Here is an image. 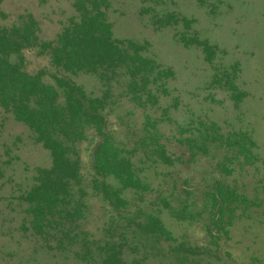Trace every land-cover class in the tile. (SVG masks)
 Listing matches in <instances>:
<instances>
[{
  "label": "rangeland",
  "instance_id": "374dc122",
  "mask_svg": "<svg viewBox=\"0 0 264 264\" xmlns=\"http://www.w3.org/2000/svg\"><path fill=\"white\" fill-rule=\"evenodd\" d=\"M74 1L2 0L0 25L33 21L38 38L51 40L77 14ZM102 5L114 38L124 45L135 41L158 68L170 69L150 81L151 96L140 101L125 94L122 69L107 98L109 127L120 143L129 142L122 144L123 152L150 186L143 196L123 191L130 204L116 220L98 196L86 195L87 217L80 227L64 219L69 228L64 241H56L55 215L35 232L22 196L35 183L37 169L50 167L52 158L27 126L0 106V264H105L104 252L112 249L119 264H264V0H105ZM23 56L25 69L44 68L41 78L55 85L52 73L60 72L48 53L33 46ZM68 75L90 94L106 88L97 73ZM142 124L173 153V162L154 161L133 148L144 133ZM237 132L252 136V154ZM91 138L81 145L86 174ZM187 140L196 145L186 146ZM213 187L233 192L212 206ZM220 206L223 220L214 216ZM148 211L161 218L170 237L151 232L145 223L138 226ZM229 213L232 223L223 226ZM207 225L219 234H209ZM84 230L88 234L82 236Z\"/></svg>",
  "mask_w": 264,
  "mask_h": 264
},
{
  "label": "trees",
  "instance_id": "16d2710c",
  "mask_svg": "<svg viewBox=\"0 0 264 264\" xmlns=\"http://www.w3.org/2000/svg\"><path fill=\"white\" fill-rule=\"evenodd\" d=\"M104 1L75 0L77 14L51 40L38 38L33 21L0 25V106L35 134L52 158L50 167L37 169L35 183L23 192L22 197L28 203L30 227L35 232L43 231L47 225L44 221L55 215L56 241L65 240L69 230L67 223H74L76 227L83 224L82 219L87 217L85 210L89 206L85 201L86 195L98 196L116 220L130 204L122 192L133 190L143 196L150 186V182L135 170L132 160L123 152L124 142L116 139V130L109 127L107 98L110 96L111 80L118 82L117 76L122 69L127 75V78H122H125L124 92L129 95V100L135 101L151 96L150 81L157 80L163 75L161 72L170 69L158 68L153 58L140 52L142 45L135 41L127 39L128 44L124 45L123 40L113 37L112 24L102 8ZM33 46L48 53L50 63L60 72L52 73L55 85L41 78L44 68L30 72L23 66L24 50ZM77 71L97 73L106 85L102 94H90L71 79L68 73ZM154 73L159 75L151 79ZM146 115L150 118L149 113ZM142 125L144 133L138 138V144L131 142L133 148L147 152L154 161L173 162V153L166 149L164 143L150 137V129L146 124ZM236 134L248 140L252 154L251 146L255 145L252 136L247 132ZM90 137L93 142L90 143L86 162L90 171L86 174L81 145L88 139L90 141ZM195 145L191 140L186 141V146L190 148ZM198 146L200 153L207 151L204 144ZM182 189L190 191L185 186ZM212 189V206H216L214 201L223 195L228 199L229 193L233 192L223 187ZM162 198L165 201L166 197ZM231 213L227 216L228 220L222 222L223 226L232 223L234 215ZM223 215L222 207H217L215 218L220 219ZM64 219H69V222ZM144 223L151 232L161 231L170 237L161 218L153 211L145 213L143 223H138V226H144ZM130 225L131 222L128 223ZM207 231L209 234L212 231L208 225ZM87 234L84 230L81 235ZM217 234L218 231H212L214 237ZM69 242L72 244L73 239ZM82 247L88 249L87 244H82ZM104 253L101 260L105 264L120 263L116 250Z\"/></svg>",
  "mask_w": 264,
  "mask_h": 264
}]
</instances>
